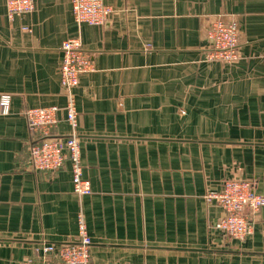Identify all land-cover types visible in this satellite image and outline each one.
Returning <instances> with one entry per match:
<instances>
[{"label":"crops","instance_id":"obj_1","mask_svg":"<svg viewBox=\"0 0 264 264\" xmlns=\"http://www.w3.org/2000/svg\"><path fill=\"white\" fill-rule=\"evenodd\" d=\"M104 26L78 25L71 0H35L10 19L0 0V264H40L44 243L75 241L79 216L91 264H264V209L245 241L216 229L209 202L228 179L264 194V0H104ZM239 26L238 59L209 61L211 23ZM79 38L96 71L74 91L84 179L71 163L30 168L25 111L64 108L61 47Z\"/></svg>","mask_w":264,"mask_h":264},{"label":"built area","instance_id":"obj_2","mask_svg":"<svg viewBox=\"0 0 264 264\" xmlns=\"http://www.w3.org/2000/svg\"><path fill=\"white\" fill-rule=\"evenodd\" d=\"M73 16L78 25L104 26L112 8L104 0H71ZM10 19L34 11L35 0H6ZM207 37L214 42L209 61L234 63L238 59L239 26L234 21L221 18L214 20L208 28ZM63 59L59 69L60 84L67 97L64 108L66 119L72 128L69 135H56L59 124L58 106L35 107L25 111L28 127L35 137L29 145L30 168L36 172H59L69 161L72 167L74 193L79 197L90 195L91 184L84 179L81 164V147L77 135L78 113L74 91L79 87L83 75L96 71L91 55L87 53L79 38L63 42ZM12 97H0V116L10 113ZM206 199L223 209V216L216 229L228 238L245 241L253 233V222L264 209V194H259L254 183L244 179H228L219 192L210 193ZM79 231L75 241L44 243L36 254L40 264H91L92 239L83 216L78 219Z\"/></svg>","mask_w":264,"mask_h":264},{"label":"rangeland","instance_id":"obj_3","mask_svg":"<svg viewBox=\"0 0 264 264\" xmlns=\"http://www.w3.org/2000/svg\"><path fill=\"white\" fill-rule=\"evenodd\" d=\"M105 3V2H104ZM72 4V3H71ZM107 5V4H106ZM109 6V5H108ZM7 7V6H6ZM112 8V7H111ZM35 9V8H34ZM72 9H73V7H72ZM32 13V12H31ZM8 14V13H7ZM28 14H30V13H28ZM28 14H25V15H28ZM114 14V10L112 9V14H111V16H110V18H109V20H108V22L110 21V19H111V17H112V15ZM25 15H22V16H16V17H24ZM15 18V17H14ZM13 18V19H14ZM12 20V19H11ZM75 20V19H74ZM76 22V21H75ZM107 22V23H108ZM106 25V24H105ZM208 31V30H207ZM83 45V44H82ZM62 48V47H61Z\"/></svg>","mask_w":264,"mask_h":264}]
</instances>
